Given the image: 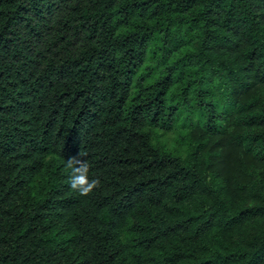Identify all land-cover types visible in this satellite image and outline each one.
<instances>
[{
	"label": "trees",
	"instance_id": "16d2710c",
	"mask_svg": "<svg viewBox=\"0 0 264 264\" xmlns=\"http://www.w3.org/2000/svg\"><path fill=\"white\" fill-rule=\"evenodd\" d=\"M0 264H264V0H0Z\"/></svg>",
	"mask_w": 264,
	"mask_h": 264
},
{
	"label": "clouds",
	"instance_id": "9594fccd",
	"mask_svg": "<svg viewBox=\"0 0 264 264\" xmlns=\"http://www.w3.org/2000/svg\"><path fill=\"white\" fill-rule=\"evenodd\" d=\"M86 153L80 151L78 156L71 157L66 162V169H70L69 186L81 196L90 195L100 185L99 178H89V164L81 159Z\"/></svg>",
	"mask_w": 264,
	"mask_h": 264
}]
</instances>
